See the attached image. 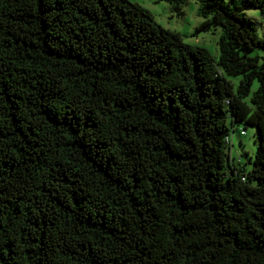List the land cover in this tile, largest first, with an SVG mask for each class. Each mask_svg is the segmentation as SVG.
<instances>
[{"label":"trees","instance_id":"1","mask_svg":"<svg viewBox=\"0 0 264 264\" xmlns=\"http://www.w3.org/2000/svg\"><path fill=\"white\" fill-rule=\"evenodd\" d=\"M195 1L0 0V264H264V0Z\"/></svg>","mask_w":264,"mask_h":264},{"label":"rangeland","instance_id":"2","mask_svg":"<svg viewBox=\"0 0 264 264\" xmlns=\"http://www.w3.org/2000/svg\"><path fill=\"white\" fill-rule=\"evenodd\" d=\"M146 8L150 12L152 19L165 29L177 31L180 34L183 42L195 46L205 47L210 55L218 58L217 39L220 33V26L210 28L208 30L199 29V24L202 17L198 15V4L195 0H186L181 5L182 13H178L172 8V5L165 0H129ZM227 6H231L237 0H223ZM247 17L253 21L254 32L257 36H261L264 31V10L257 8H248L244 10ZM256 53H260V48H255ZM240 75H225V78L230 80L235 86ZM257 82L255 79L251 84V92L256 89ZM242 128L239 126V129ZM236 129V128H235ZM245 134L239 135L238 129L233 132L231 137L230 156L244 165V169L250 168L252 153L256 148L255 129L251 125L244 127Z\"/></svg>","mask_w":264,"mask_h":264}]
</instances>
